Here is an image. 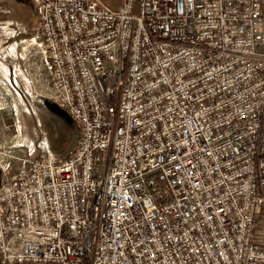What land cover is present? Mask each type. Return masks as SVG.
<instances>
[{"label": "built area", "instance_id": "1", "mask_svg": "<svg viewBox=\"0 0 264 264\" xmlns=\"http://www.w3.org/2000/svg\"><path fill=\"white\" fill-rule=\"evenodd\" d=\"M32 2L80 137L0 184V264H264V0Z\"/></svg>", "mask_w": 264, "mask_h": 264}, {"label": "rangeland", "instance_id": "2", "mask_svg": "<svg viewBox=\"0 0 264 264\" xmlns=\"http://www.w3.org/2000/svg\"><path fill=\"white\" fill-rule=\"evenodd\" d=\"M18 23L26 35H18ZM37 26L32 0H0V78L2 63L10 66L19 92L11 101H0V184L21 168L24 154L68 155L80 137L74 121L50 98L48 76L31 41Z\"/></svg>", "mask_w": 264, "mask_h": 264}, {"label": "crops", "instance_id": "3", "mask_svg": "<svg viewBox=\"0 0 264 264\" xmlns=\"http://www.w3.org/2000/svg\"><path fill=\"white\" fill-rule=\"evenodd\" d=\"M103 4L110 6L111 9L116 10L123 3V0H100ZM113 5V6H112ZM4 76L0 78V101H11L14 95L18 96L19 92L16 90L18 82L12 81L11 68L8 65H3ZM2 71V72H3ZM1 72V71H0ZM26 156V154H24ZM23 156V157H24ZM254 236L257 240L264 244V208H262L255 218Z\"/></svg>", "mask_w": 264, "mask_h": 264}]
</instances>
